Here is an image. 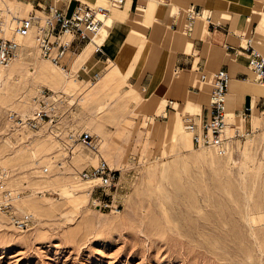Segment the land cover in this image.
Here are the masks:
<instances>
[{"label":"rangeland","instance_id":"1","mask_svg":"<svg viewBox=\"0 0 264 264\" xmlns=\"http://www.w3.org/2000/svg\"><path fill=\"white\" fill-rule=\"evenodd\" d=\"M4 1L15 16L26 17L31 11L42 14L29 1ZM160 1L168 13L158 26L174 29L168 21L176 15L168 10L178 2ZM194 1L205 7L204 0ZM183 8L182 19H175L184 28L188 5ZM0 10L7 8L0 4ZM230 11L247 15L243 10ZM10 14L1 12V18L9 21L11 38ZM151 18L148 16L147 22ZM198 23L206 29L204 21ZM253 23L257 26L256 20ZM249 29L244 30L242 41L251 37ZM164 33L158 30L149 47L168 53ZM17 43V59L23 63L1 83L0 161L6 162L1 166L11 169L24 190L21 209L30 212L34 221L27 232L0 223V264H264L262 114L255 110L244 122L238 117L229 121L235 129L226 135L230 137L236 130L238 135L226 153L194 148L191 135L183 130L191 111L183 103L162 117L165 100L156 98L151 86L147 90L141 84L146 72L158 75L160 56L152 69L145 70L143 66L133 68L135 62L126 60L121 64L124 76L116 65L113 72L106 60L93 54L98 62L91 58L85 63L84 81L68 82L58 91L73 105L64 120L97 136L100 155L117 170V177L105 191L91 193L81 187L74 192L66 182L87 162L95 165L97 157L79 150L63 172L53 171L54 135L17 131L6 120L8 110L22 111L27 101L30 104L36 88L57 89L63 84L60 75L39 55L34 36L30 44L24 39ZM147 61L148 56L142 64ZM30 69L35 72L31 74ZM93 72L98 73L96 82H85ZM198 77H192V84L209 91L211 74H206L209 90L196 83ZM42 166L47 167L45 174L38 171ZM95 198L101 200V207Z\"/></svg>","mask_w":264,"mask_h":264},{"label":"built area","instance_id":"2","mask_svg":"<svg viewBox=\"0 0 264 264\" xmlns=\"http://www.w3.org/2000/svg\"><path fill=\"white\" fill-rule=\"evenodd\" d=\"M123 0H107V6L97 5L95 3L82 2L76 0L69 14L64 13L54 4H50L46 9H42V14L31 11L26 17H17L10 14V21L13 23L12 33L15 36L23 37L30 32L34 34L35 46L39 55L48 60L55 68L67 73L69 65L76 53L91 42L90 34L97 32L103 20L108 16L110 8L120 5ZM202 12L197 8L190 6L186 9V26L191 28L199 19ZM2 18L0 17V72L6 68L16 53L19 52V44L10 38H5L2 32ZM207 25L209 16L205 20ZM93 54H104L102 47L98 43L93 45ZM227 48V46H226ZM240 49L246 53L248 66L254 73L255 80H264V60L260 54L253 48L248 40L246 46L240 45ZM86 66L83 63L75 73V77L84 81L83 74ZM98 77L97 72H93L85 82L94 83ZM201 80L206 77L202 75ZM230 80L228 72L224 68H219L211 74L210 91L206 104V116L198 122L192 117H186L183 128L191 135V142L194 148H212L218 154L226 153L229 144L236 135L228 137L225 133L227 126V116L225 111V95ZM65 94L61 91L53 92L44 87L36 88L30 97V110L27 114H22L8 110L6 120L12 126L23 132L55 133L56 153L51 155L52 170H65L75 152L85 151L89 157H97L95 165L87 162L77 172L80 182L86 184L89 192L105 191L113 186L116 179V169L111 168L107 161L100 155V141L97 136L87 130L71 126L70 120H64L73 107L65 99ZM172 102H168L170 107ZM264 116V106L260 110ZM251 107L245 108L238 115L243 121L250 116ZM235 129V128H234ZM233 129V130H234ZM39 173L48 172L47 167H39ZM17 178H14L11 170L0 166V218L5 226L11 230L23 232L31 229L33 224V215L22 210L18 206L24 190L17 184ZM99 207L101 200L95 198ZM107 205V204H104Z\"/></svg>","mask_w":264,"mask_h":264},{"label":"crops","instance_id":"3","mask_svg":"<svg viewBox=\"0 0 264 264\" xmlns=\"http://www.w3.org/2000/svg\"><path fill=\"white\" fill-rule=\"evenodd\" d=\"M25 1H29L33 8L39 11H42L41 8L46 9L48 5L54 4L67 14L71 12L73 6L76 4V0ZM80 1H86L87 3L94 2L97 5L107 6V0ZM165 1L169 2L170 0ZM176 1L178 2L177 7L188 5V7L193 6L201 12H205V14L211 17L213 23L218 26H214L213 24L207 25L206 29H204V24H199V21H197L191 28H188L186 26V18H184L185 30L183 28L182 32H177L176 28L179 22L177 24L176 16L168 21L174 29L162 30L158 24L161 25L162 19L168 12L164 6L162 7L160 0H123L122 4L110 8L108 15L112 21L111 26L103 40V45L100 44L102 45L104 54L97 53L94 56L101 61L106 60V63L114 61L113 63L120 70L121 74H123L121 64L126 62V60L135 62L132 64L133 68L138 69V67L141 68L143 66L145 70L146 68L152 69L160 56L159 60L162 58V64L158 75L154 77V74L150 71L146 72L141 80V84L147 90L151 86V90L156 98L165 100L166 104L162 117L164 114L166 116L167 114L174 113L176 108H178L176 106L184 103L187 110L191 111L187 117H192L196 122L204 119L210 90L209 88V91L201 90L199 87L194 86L192 84V77L196 74L199 77L202 75L206 77L207 73L209 77L210 74L219 68H224L229 76H232L229 80L227 92L232 87L236 93L233 103L235 104L233 113H240L248 107L252 108V113L254 108L257 112L260 111L264 106V94L258 95V99L255 100L257 94L252 90L253 85H246L249 74L251 73L252 75L253 72L248 66L247 55L240 49L239 44L244 30L246 32L250 26L248 35L251 37L247 39H254V41L264 43V0H252L251 6L241 5L239 0H204L205 7L199 1ZM200 1L203 2V0ZM248 1L243 0L244 3H249L250 1ZM151 3H154L155 7H151ZM231 8L236 9L237 12L242 10L244 12L247 11V15L244 16L241 12L240 14L239 12L237 14L232 13L230 11ZM138 10H141L142 14H138ZM168 11L172 13V7ZM229 13L230 15H228ZM148 16L152 17L151 22H147ZM242 19L244 24H241ZM136 20L141 23L136 22ZM253 20L257 21V26L256 23L251 25ZM169 23L165 26L169 27ZM158 30L159 32H165L163 41L168 43L170 48L167 51L168 53H163L164 49L162 48L159 51L150 48ZM192 40L193 44L190 45ZM207 42L214 46L212 48L209 47L210 45ZM88 45L89 43L84 47V52L88 48ZM222 45L225 46V49ZM153 46L157 48L156 45ZM226 46L228 47L226 48ZM146 56H148V61L142 64L144 60L146 61ZM92 59L98 62L97 59ZM158 65L155 68L156 72L159 68ZM252 76L254 79V75ZM231 78H233V82ZM129 81L133 82V77H129ZM142 90L144 89L142 88ZM203 100L205 101L203 102ZM168 102H172L170 107H168Z\"/></svg>","mask_w":264,"mask_h":264},{"label":"bare ground","instance_id":"4","mask_svg":"<svg viewBox=\"0 0 264 264\" xmlns=\"http://www.w3.org/2000/svg\"><path fill=\"white\" fill-rule=\"evenodd\" d=\"M250 1V2H249ZM248 2L249 3H244L243 2V0H239V3L241 4V5H244V6H251L252 5V0H249ZM246 2V1H245ZM0 4L2 5L3 4V6H5L6 8H7V10H0V17H1V12L2 11H5L6 13H8V11H9V9H8V4H6L5 3V1L4 0H0ZM20 5H23L22 3H20ZM25 6V5H24ZM104 6V5H103ZM17 8H20V6H16ZM105 7V6H104ZM184 11H185V8H183V7H177L176 5H174L173 4V7H172V14H174V15H176L177 16V18L178 19H182V17H183V14H184ZM10 12V11H9ZM138 14H142V11L141 10H138ZM207 16H209V15H207V14H205V12H202V14H201V16H200V19H199V21H204L205 22V20H206V18H207ZM17 17H19V18H21L20 16H17ZM2 32H1V34L3 35V37H5V38H10V33H9V30H8V24H9V21L6 19V18H2ZM111 19H110V17H109V15L103 20V24H102V26H101V28L97 31V32H95V33H92V34H90V38H91V42L89 43V45H88V48L86 49V51L84 52L83 50H84V47L87 45H85L83 48H82V50L81 51H79L76 55H75V57H73L72 58V60H71V63H70V65H69V72H67V73H65V72H63V71H61L60 69H56L48 60V62L46 61V59H43V61L44 62H46L53 70H55L59 75H60V77L62 78V80H63V84H62V86L60 87V88H57V89H51V88H49L51 91H53V92H58V90L59 89H63V87L64 86H66L67 85V83L68 82H76L77 81V78L74 76L75 75V73L77 72V70H78V68L84 63H86V62H88L91 58H93V45H94V43H98V44H102L103 43V40H104V38H105V36H106V33L109 31V29H110V26H111ZM136 22H139V21H137L136 20ZM209 22L211 23V24H213L214 26H218L217 24H214L213 23V21L211 20V17L209 16ZM250 22V21H249ZM139 23H141V22H139ZM206 23V22H205ZM182 29H183V26H182V23L180 22V20H179V24H178V27L176 28V30H177V32H182ZM31 36H34V34H33V32H30L28 35H26V36H23V37H19V36H16L18 39L17 40H15V39H13L14 37H15V35L12 33V36H11V38L13 39V40H15V41H17L18 42V40H20V39H24V42L25 43H27V44H30V37ZM10 38V39H11ZM249 39H243V41L240 39V44L239 45H241V46H243V47H245L246 46V43H247V41H248ZM32 41V40H31ZM250 41V44L253 46V48L260 54V56L263 58V60H264V56H262V54L259 52V50L257 49V47L256 46H259V49H261L262 51H263V53H264V43L263 42H260V41H254V43H255V45L253 44V41H252V39H250L249 40ZM103 45V44H102ZM102 45H101V47H102ZM222 47L225 49V46L224 45H222ZM228 47V46H227ZM91 50V51H90ZM90 51V52H89ZM83 52H84V54H83ZM89 52V54L88 55H86V53H88ZM20 56V52H17L16 53V55H15V57L13 58V60L11 61V63L6 67V68H4L1 72H0V91H1V83H2V81H4L6 78H8V77H12L11 75H12V69L14 68V67H17V66H19L20 64H22L23 62L20 60L19 61V59H17L18 57ZM114 62V61H113ZM113 62H108L109 63V66L111 67V69H112V71L113 72H115V70H114V66H115V64L113 63ZM31 70V69H30ZM73 70V71H72ZM8 71V73H6ZM35 71H32L31 70V74H33ZM252 75H254V73L252 74ZM251 75V73L249 74V77H248V79H247V81H246V85L247 86H249V85H253V88H252V90H253V92L255 93V94H257L256 95V97H255V100H257L258 99V95H263L264 94V80H261V81H259V80H255V82H254V79H255V76H254V79H253V76ZM230 77H232V76H230ZM122 79H125V77H123ZM9 80V79H8ZM231 81L233 82V78H231ZM8 82V81H7ZM5 83V82H4ZM196 83L197 84H199L200 86H202L204 89H207L208 87L207 86H209L210 84H209V82H208V80H198V81H196ZM254 83H256V84H258V85H255ZM93 84V83H92ZM228 85H229V82H228ZM227 90H228V86H227ZM235 96H236V93H235V91L233 90V88L232 87H230L229 88V91L226 93V95H225V99H224V101H225V111H226V116H227V126L225 127V133L227 134L228 132H230V131H232L234 128H231V124L229 123V121L230 120H232V118H236V117H238L239 119H240V121H243V119L241 118V116H239L236 112H234L233 113V109H234V107H235V104H233L234 103V98H235ZM226 107H227V109H228V112H229V114H228V112H227V110H226ZM29 110H30V106H29V103H28V101H27V104H26V106L23 108V110L22 111H18V110H16V109H12V110H10V111H15V112H19V113H22V114H27L28 112H29ZM255 108L253 109V113H252V108H251V114H250V118L251 117H253L254 115H255ZM258 114L260 113L261 114V112L260 111H258L257 112ZM164 116H165V114H164ZM163 116V117H164ZM230 116V117H229ZM250 118H249V120H250ZM8 121V120H7ZM9 122V121H8ZM244 122V121H243ZM10 123V122H9ZM11 124V123H10ZM12 125V124H11ZM235 125V124H234ZM16 129V128H15ZM17 131H20V130H18V129H16ZM183 130H184V128H183ZM184 131H186V130H184ZM21 132H23V131H21ZM187 132V131H186ZM39 133H42L41 131L39 132ZM48 133H50V135H54L55 136V133L53 132V131H51V130H49V132ZM188 133V132H187ZM34 134H37V133H34ZM189 134V133H188ZM36 155V153H35V151L34 150H31V156H35ZM91 161L93 160V159H90ZM6 162H4V161H0V166L1 165H4ZM90 164H92V162H90ZM110 166V165H109ZM2 167H6V166H2ZM111 168H113L112 166H110ZM6 168H9V167H6ZM10 169V168H9ZM11 170V169H10ZM64 170H62V171H59V172H63ZM66 185L68 186V188H70L72 191H74V192H76L78 189H80L81 187H83V188H85V189H87V186H86V184H84L83 182L81 183L80 181H79V179H78V177H77V175H74V176H72L70 179H68V181L66 182ZM23 198H24V196H22L21 198H20V200H19V202H18V206L20 207V208H22L21 206H22V201H23ZM86 199L88 200V194H87V197H86ZM50 202V201H49ZM0 223H2V224H4V222H3V220L0 218ZM5 225V224H4ZM23 232H27V231H23Z\"/></svg>","mask_w":264,"mask_h":264}]
</instances>
